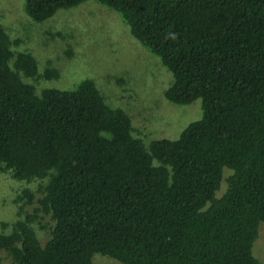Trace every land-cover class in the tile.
<instances>
[{
	"label": "trees",
	"instance_id": "1",
	"mask_svg": "<svg viewBox=\"0 0 264 264\" xmlns=\"http://www.w3.org/2000/svg\"><path fill=\"white\" fill-rule=\"evenodd\" d=\"M25 1L43 21L88 0ZM95 1L172 72L166 99L199 98L202 116L147 145L93 79L38 86L58 69L0 23V170L37 182L2 222L0 264H264V0Z\"/></svg>",
	"mask_w": 264,
	"mask_h": 264
},
{
	"label": "rangeland",
	"instance_id": "2",
	"mask_svg": "<svg viewBox=\"0 0 264 264\" xmlns=\"http://www.w3.org/2000/svg\"><path fill=\"white\" fill-rule=\"evenodd\" d=\"M25 3L0 0V23L20 40L18 50L36 56L41 71L48 66L58 69V78L43 80L38 86L69 89L85 78L93 79L110 105L129 113L137 134L147 145L154 139H176L189 123L201 118V99L188 104L166 99L164 91L171 85L172 72L133 36L116 11L88 0L36 21L27 15ZM36 185L35 181L17 180L9 171L0 170V231L2 222L11 224L19 217L16 196L24 187ZM27 209L32 211L30 206ZM34 228L45 242L48 234L36 223ZM252 250L264 263V223ZM92 260L94 264H124L99 253Z\"/></svg>",
	"mask_w": 264,
	"mask_h": 264
}]
</instances>
